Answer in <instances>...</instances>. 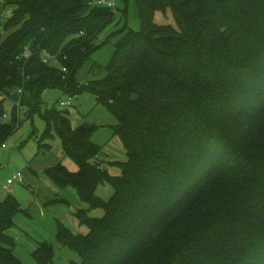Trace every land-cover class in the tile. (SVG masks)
<instances>
[{
  "label": "trees",
  "instance_id": "1",
  "mask_svg": "<svg viewBox=\"0 0 264 264\" xmlns=\"http://www.w3.org/2000/svg\"><path fill=\"white\" fill-rule=\"evenodd\" d=\"M2 2L13 10L0 16V147L22 124L14 105L3 119L5 102L20 100L46 122L39 151L57 131L78 161L77 171L45 170L104 209L102 217L76 212L88 233H57L81 254L78 264H264V0H136L141 29L126 31L106 75L85 83L76 74L115 19L111 7ZM168 11L176 26L156 22ZM45 49L55 62L43 61ZM50 86L89 91L116 116L129 155L109 161L120 175L97 158L94 126L73 127L69 110L40 109ZM105 181L114 187L108 200L96 194ZM21 210L11 192L0 200V264H22L9 232ZM54 254L44 241L34 256L42 264Z\"/></svg>",
  "mask_w": 264,
  "mask_h": 264
},
{
  "label": "rangeland",
  "instance_id": "2",
  "mask_svg": "<svg viewBox=\"0 0 264 264\" xmlns=\"http://www.w3.org/2000/svg\"><path fill=\"white\" fill-rule=\"evenodd\" d=\"M99 1L92 0V5L101 7ZM104 1H110L116 16L98 32L95 40L100 47L77 72L78 83L104 77L116 44L126 31L141 29L136 0ZM12 10L13 6L4 7L0 0V16H9ZM156 22L176 26L171 11L166 14L157 12ZM6 33L7 31L1 33L0 37H5ZM70 96V105L61 107L60 102L68 100ZM41 98L42 111L54 107L69 110L73 127L84 123L94 126L92 141L101 148L97 158L107 166L112 175L122 173L121 167L109 163L112 160L127 161L129 158L121 137L114 130L118 119L104 104L97 103L93 93L84 91L72 95L60 87L50 86L42 92ZM5 106L9 115L3 116V119L10 120L13 105L10 100H6ZM19 117L22 124L5 141V146L0 147V200H5L11 192L22 206V210L15 216V225L9 230L15 237L14 254L22 264H38L34 253L42 242L49 241L53 244L55 254L51 260L42 264H78L81 262V254L61 244L57 239V233L60 228H67L72 234L88 233V226L81 224L76 212L84 209L89 216L102 217L104 209L90 206L80 198L74 186L70 184L62 186L57 178L45 171L46 168H52L59 163L71 171H77L79 163L65 154L62 139L57 131L53 132V137L45 140L51 148L44 147L39 151V138L46 129V122L39 110L30 115L28 107L22 105ZM19 172L23 174L24 181L8 185L9 178ZM113 192L114 187L110 181L100 183L96 190V194L104 200H108Z\"/></svg>",
  "mask_w": 264,
  "mask_h": 264
},
{
  "label": "built area",
  "instance_id": "3",
  "mask_svg": "<svg viewBox=\"0 0 264 264\" xmlns=\"http://www.w3.org/2000/svg\"><path fill=\"white\" fill-rule=\"evenodd\" d=\"M98 4L101 5V6H109V7H111L110 1L106 2L104 0H100ZM43 61L46 62V63H53V62L56 61L55 55L51 54L49 51H47L45 49L43 51ZM64 70H66V67H64ZM19 91H21V89H19ZM12 103H13L14 106H16L18 108V111H19V109L21 107L20 100H13ZM70 103H71V96L66 101L62 100L60 102V106L63 107V106H66V105H70ZM8 115L9 114L6 112L4 117H7ZM3 145L5 146V143ZM16 181H19V182H23L24 181V176H23V174L21 172H19L17 174H14V176L12 178H9L8 185H11V184H13Z\"/></svg>",
  "mask_w": 264,
  "mask_h": 264
},
{
  "label": "water",
  "instance_id": "4",
  "mask_svg": "<svg viewBox=\"0 0 264 264\" xmlns=\"http://www.w3.org/2000/svg\"><path fill=\"white\" fill-rule=\"evenodd\" d=\"M16 96H18V93H16Z\"/></svg>",
  "mask_w": 264,
  "mask_h": 264
},
{
  "label": "crops",
  "instance_id": "5",
  "mask_svg": "<svg viewBox=\"0 0 264 264\" xmlns=\"http://www.w3.org/2000/svg\"><path fill=\"white\" fill-rule=\"evenodd\" d=\"M13 101H11V103H12ZM12 105H13V103H12Z\"/></svg>",
  "mask_w": 264,
  "mask_h": 264
}]
</instances>
